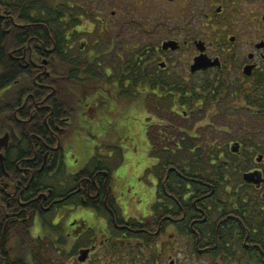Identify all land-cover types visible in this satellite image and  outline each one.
<instances>
[{"label": "flooded vegetation", "instance_id": "af4514ba", "mask_svg": "<svg viewBox=\"0 0 264 264\" xmlns=\"http://www.w3.org/2000/svg\"><path fill=\"white\" fill-rule=\"evenodd\" d=\"M69 1L72 5L65 3ZM161 1L61 0L58 43L63 47L59 56L63 60L72 50V54H67L73 59V67L66 72L61 61L54 82L48 78L47 57L34 56L33 51L38 46H31L30 38L25 45L10 50V58L24 70L19 80L32 84L17 86L15 91L19 95L16 101L8 104L10 108L5 115L8 118L10 112L14 121L22 124L23 133L11 134V120H8L7 130L0 135L8 136L7 142L0 145L2 217L13 221L28 220L32 203V208L44 213L36 216L57 214V220L54 214L51 221L43 220L42 225L49 229L37 238L45 248L50 241L58 251L70 250L76 258L75 264L93 262L99 250H104L107 262L115 253H120V258H115L122 261L121 264H256L260 256V264H264V252L256 246L252 228L255 209H264V143L251 144V161L243 157L240 162L246 166L230 168L229 178L216 171L205 177L196 171L190 173L175 168L165 169L162 177L157 173L152 184L155 187L164 185L166 196L159 197L155 209L143 217L123 216L120 207V213L108 207L106 189L107 185L111 187V173L101 157L84 156V150L93 152L87 138H79L70 146V143L63 145L75 109L87 98L84 95L66 108L67 94L80 88L93 93L111 87L122 91L118 88L120 84L116 80L110 82L109 77L117 74L114 70L117 60L121 61L124 77L131 72L126 62L134 49L138 50V62L150 58L153 75L166 76L173 82L168 86L158 84L151 92L157 99H166L167 108L180 106L181 109L176 111L179 116L160 117L158 113L155 121L160 122L150 121L158 127L165 120L185 123L188 132L195 136L196 144L189 148L190 153L230 160L225 158L227 148L217 143L223 136L216 125L234 122L236 114H228V111H234L240 102L251 114L249 121H241H251V132H254V123L263 122V126L255 130H260L259 139L264 141V0H184L179 7L169 8L170 13L161 12L165 10L164 5L157 9ZM174 1L168 0L169 3ZM143 5L150 7L144 9ZM166 19L171 24H166ZM182 20L183 25L180 24ZM12 22L17 23L14 19ZM160 27L166 31L161 32ZM170 40L177 46L163 47V43ZM86 48V53L78 52ZM81 58L88 63H82ZM105 61L108 64L101 66ZM182 61L184 68L177 69L175 64ZM140 72L141 69L137 71L139 76ZM175 75L184 80V104L177 103L180 93L172 78ZM145 87L144 80H137L135 90L141 92V97ZM56 99L60 100V107ZM2 124L1 120L0 126ZM42 125H45L43 132L37 129ZM18 137L20 140H16ZM234 143L240 150L241 143L237 140ZM227 144L233 152L232 144ZM67 146L70 149L66 153ZM71 148L73 154H70ZM237 153L239 155V151ZM67 160L76 163L69 172L72 167ZM211 161L214 166L216 159ZM156 162L154 158L151 165ZM209 166L187 168L200 170ZM245 172H253L260 181H244ZM236 177L243 182L234 185ZM175 185L183 188L177 190ZM244 186L258 194L256 201L251 197L223 195L232 187L239 190ZM222 187L225 192L221 191ZM101 188L105 193L103 197ZM99 199H102L105 213L96 211ZM67 204L94 209L102 216L104 228L97 229L79 217L64 221L58 211ZM14 205L21 209L16 210ZM121 247L128 250L126 255L119 251ZM83 253L84 259H80ZM178 253L182 254V259L178 258Z\"/></svg>", "mask_w": 264, "mask_h": 264}, {"label": "trees", "instance_id": "16d2710c", "mask_svg": "<svg viewBox=\"0 0 264 264\" xmlns=\"http://www.w3.org/2000/svg\"><path fill=\"white\" fill-rule=\"evenodd\" d=\"M61 3V0H0V121H3V124L0 126V135H2L5 130H7L6 128H8V120H11L9 125V132L11 134H18V131H20V133L22 132V124L16 123L12 117L13 115L10 112L8 118H6L5 115L7 113L6 111L10 108L8 104L16 101L19 95V93L15 91V89L18 88L17 86L19 84L21 87L32 84V82L30 81L21 82V80H19V78L21 77L20 73H23L24 70L21 69V67L10 58L9 52L11 49L17 46L25 45L27 40L30 38V45L38 46V48L33 51L34 56L43 55L47 57V69L49 71L48 78H52L53 82L55 81L58 64L60 65L61 61L64 63V66L62 67L66 72L68 69H71L73 67V59L69 57V54H67L68 52L72 54L70 52L72 50L68 51L65 54L63 60H61L59 56V53L62 52L63 47L58 43V38L61 37L58 31L60 21L59 15L62 12H60V9L58 8L61 6ZM65 3L72 5V1ZM12 19L16 20L17 23H13ZM41 42H44L43 46L41 45ZM145 45L143 52L145 50ZM78 52L86 53L87 48L85 50H79ZM129 55L130 56L128 57L126 62V68L131 72H128L127 76L124 77L121 74V61L117 60L118 66L115 69V73L117 74H113L112 76H110L114 78H111L110 82L115 81L116 78L117 83L120 84L118 88L122 89L121 92L125 93L128 98H140V103L142 104V106L146 110V107L149 106L148 109L154 113V116H156V114H158L159 112L162 117H172L173 115H176V111L181 110L180 106L177 109H175L176 107L174 106L167 108L166 106H168V103L166 99L161 97L160 99H157L155 97V94L151 92V88L153 89L154 86L158 84L161 86H168L173 82H170V80L166 76H155L151 73L152 61L150 60V58L144 59L142 63L140 61L138 62L137 49L132 50ZM80 61L82 63L84 62L85 64L88 63L86 59L82 60L81 58ZM114 61L115 60H112V62ZM107 64L108 63L105 61L101 66ZM123 68L125 67L123 66ZM140 69L141 72L139 76V74H137V71H140ZM16 79L19 81L15 82ZM140 79L144 80V85L146 86L144 92H142V97L141 92L135 90V84L137 80ZM124 80H128L126 81V86L123 85ZM182 80H174L176 90H178L180 93L179 97L177 96V103L180 104H184V82ZM53 82L51 81V83ZM54 101H56L60 107V100L56 99ZM2 116L5 118H3ZM152 119L153 118H150V120ZM150 120L149 116L147 115L145 128L148 135L147 142L150 146L149 155L156 158L157 162L151 165L149 171L162 168L163 173L167 168H175L176 170H185V172L190 173H195L196 171L197 174H201L200 170L187 167H197V165L208 164L211 165V160L213 158H219L216 156L211 157L209 155L198 156L194 153H190L188 151L189 148H191L193 144H196L194 140L195 136L191 135L186 127L178 129L179 132H176L174 130L171 133H169V131L161 132L160 130H156L155 124ZM14 123L16 124L13 125ZM48 124L50 126H53L52 123ZM29 127H31V125H29ZM169 128H173V125L169 126ZM37 129L43 132L45 130V125H42L41 127L38 126ZM162 133L163 135H160ZM16 140H20V138L18 137ZM256 148L258 147L256 146ZM160 150H162V153ZM158 173L160 174L161 172L158 171ZM162 173L160 174V176H162ZM215 173H219V170L217 169ZM210 175L211 174L209 173V176ZM1 176H3V172L0 169V177ZM169 183L170 181L168 182V184ZM181 188L183 187L176 186L177 190ZM106 191L109 195L107 201L108 207H111L114 212H119V206L113 198V190L109 185H107ZM229 193L232 197H251L252 199H254V201H256V198L254 196L247 193L242 194L240 191L236 190V187H232ZM103 194L105 193H103V188H101L102 197ZM155 196L156 201L152 204L154 206L153 209H155L157 199L159 197L166 196L164 185L159 184L158 187L156 186ZM99 200L100 201H96V211L99 213H105L106 211L103 208L104 205L103 203H101L102 199ZM240 203L242 204L241 201ZM11 206H13V204H11ZM15 206L16 205H14V207ZM16 207V210L21 209L20 206ZM32 207L33 203L30 205L31 218L22 221H13L7 219L8 217L6 216L2 217L4 212L3 209L0 208V264H28L29 262H31V264H45L44 253L45 255H47L51 251L49 249L50 246H47L46 249L39 238L34 237L33 233L31 232L36 214L39 213L40 216H42V214L44 213L40 211L39 208L35 210ZM24 213L25 212L23 211L22 215ZM252 228L255 230V232L253 233V237L257 242L256 246L260 247L259 249L263 250L264 252V209H255ZM222 238L225 237L222 236ZM8 245L10 247H8ZM261 261V256L260 258H256V264H260ZM47 263L49 264V262Z\"/></svg>", "mask_w": 264, "mask_h": 264}, {"label": "rangeland", "instance_id": "374dc122", "mask_svg": "<svg viewBox=\"0 0 264 264\" xmlns=\"http://www.w3.org/2000/svg\"><path fill=\"white\" fill-rule=\"evenodd\" d=\"M162 1L158 3L156 7L159 9L161 5H164L163 8H165V10L161 11L163 13H170L169 8L172 10V7H179L178 4L184 2V0H176L170 3L168 0ZM248 5H251V3ZM143 7L144 9H149L150 6L143 5ZM249 11L251 12V7L249 8ZM183 20L180 22L181 25L184 23ZM167 23L171 24L169 20H167L166 24ZM160 30L161 32L166 31V29H163L162 27H160ZM178 56H180L179 53L176 54L175 57L178 58ZM175 57L174 59H177ZM115 63L117 67L118 61ZM180 63L181 66H179ZM180 63L178 62L175 64L177 69L184 68L183 63L185 62L182 61ZM111 78L114 79L113 77H110V79ZM172 78L173 81L183 79L182 77H178L176 75ZM182 81L184 82V80ZM84 95L87 96V98L83 99V101L78 104L75 109L71 118L68 134L63 141V145L70 143V146L72 142L79 138H87L90 143V151L93 152L91 153L84 150V156H89V158H92L94 155L101 157L103 165H107L109 167L111 173V188L113 190L112 194L115 196L116 203L122 210V215H137V217L146 216V214L154 207L152 204L154 203L156 197V187L152 184V181L156 179L158 171L162 173V168L149 171V168L154 161V157L149 155V143L147 142L148 135L146 133L145 123L147 115L149 116V120L150 118H153V122L157 123L160 121L158 119L155 121L154 113L148 109L149 106L146 107L147 110L142 106L140 98H128L125 93L121 92L116 87H111L106 91L96 90L95 93L88 89L86 91L81 88L79 90L75 89L74 92L72 91L67 94L68 98L65 99V107L67 108V105H72L73 102L80 97L82 99ZM243 106L244 105L240 102L234 111H228V114H236L234 122L231 121L216 125L220 129L219 133L223 136V138L217 140V143L221 145V148H227L225 150V154L227 152L228 154L225 155V158H230V160L226 162L223 161L222 157H219L214 162V166L210 165L208 168L200 169V175L209 177V173L212 174L218 169L219 174L222 176L226 175L229 178L230 172L228 173V170L230 168H244L246 166V163L240 162L243 160V157H245L247 161H251V144L256 143L255 145H257V143H264V141L259 139V134H262L260 130H255L260 129V127L263 126V122L261 124L254 123V132H251V121L250 123L241 121H249V117H251L249 111ZM90 107H92V111L89 112ZM160 125L161 126L159 128L155 125L157 131H169V133L173 130L179 132L178 129L185 127V123L178 120H175V122L165 120L162 121ZM171 125H173V128H169ZM160 135H163V133ZM234 140L241 143L240 150L235 149L237 147L235 146ZM209 142H211V140H209ZM215 143L216 142H214V144ZM227 143L232 144L233 152H230ZM69 146L65 148L66 153L70 149ZM256 150V152H258V148H256ZM70 151V154H73L74 150L72 148ZM238 151L239 155L237 153ZM259 151H261V149ZM67 159L69 158L67 157ZM67 162L68 165L72 167L68 169L69 172L71 169L73 170L76 163H70L69 160H67ZM235 180L236 181L233 182L234 185H239L243 182L237 177ZM222 189L223 187L221 190ZM238 191L242 194H251L256 199L258 197V194L252 191L249 186L241 187ZM223 195L224 197L231 196V194L227 192ZM120 211L118 213H120ZM58 212L64 217V221L74 220L79 217L86 220L87 224L92 225L97 229H100L101 227L104 228L102 224V216L94 209L84 207L82 205L73 206L72 204H67L65 206H61ZM53 214H46L43 217L37 215L34 218V225L31 229L34 237L37 238L38 234H42L43 232L46 233L45 231L49 228L43 226L42 222L44 219H52ZM53 217H55V220L59 218L57 214H54ZM44 238L47 239L46 237ZM47 243L48 246H50L49 249L51 251L47 255L44 253L45 264H48L47 262H49V264H75L76 258H73L74 255H72L70 250L62 252V250L59 249L61 251H58V248H54L50 241H47ZM183 243H185V241H183ZM8 247L10 246L8 245ZM135 250H137V248H135ZM103 251L104 250L97 251L94 254L93 262L89 264H106L107 261L104 258ZM116 251H118L117 248ZM119 251L121 254L126 255L128 250L121 247ZM167 251L169 252L170 250ZM167 251L164 252L165 257L168 255ZM171 252L172 251H170V253ZM119 254L120 253H115V256L110 259L111 263L107 262V264H121L122 261L118 262L119 259L117 260L115 258H120ZM177 256L182 259V254L178 253Z\"/></svg>", "mask_w": 264, "mask_h": 264}, {"label": "water", "instance_id": "95a60500", "mask_svg": "<svg viewBox=\"0 0 264 264\" xmlns=\"http://www.w3.org/2000/svg\"><path fill=\"white\" fill-rule=\"evenodd\" d=\"M176 46H177V43L174 40L166 41V42L163 43V47L175 48ZM7 139H8L7 134H5L2 137H0V145L1 144H5L7 142ZM235 149H237V148H235ZM0 160H2V154L1 153H0ZM254 175L255 174L253 172H245L243 174V179L248 181V182L253 181V182H257L258 183L260 180L255 178ZM84 253L81 255L80 259H84V257H85Z\"/></svg>", "mask_w": 264, "mask_h": 264}]
</instances>
